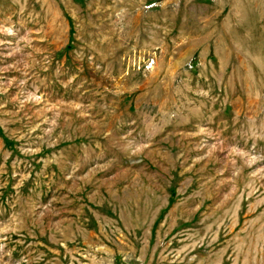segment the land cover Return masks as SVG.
Wrapping results in <instances>:
<instances>
[{
	"label": "rangeland",
	"instance_id": "rangeland-1",
	"mask_svg": "<svg viewBox=\"0 0 264 264\" xmlns=\"http://www.w3.org/2000/svg\"><path fill=\"white\" fill-rule=\"evenodd\" d=\"M0 264H264V0H0Z\"/></svg>",
	"mask_w": 264,
	"mask_h": 264
}]
</instances>
